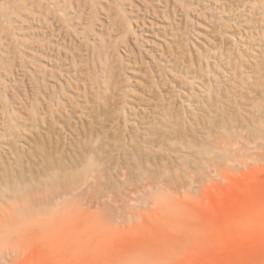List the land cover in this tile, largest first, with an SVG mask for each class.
Segmentation results:
<instances>
[{"label":"rangeland","instance_id":"1","mask_svg":"<svg viewBox=\"0 0 264 264\" xmlns=\"http://www.w3.org/2000/svg\"><path fill=\"white\" fill-rule=\"evenodd\" d=\"M20 1L0 16V264H264V0ZM32 194L45 253L13 232Z\"/></svg>","mask_w":264,"mask_h":264},{"label":"bare ground","instance_id":"2","mask_svg":"<svg viewBox=\"0 0 264 264\" xmlns=\"http://www.w3.org/2000/svg\"><path fill=\"white\" fill-rule=\"evenodd\" d=\"M7 1V0H6ZM64 1V0H63ZM19 2H21L20 0H15L14 1V3L16 4V8H15V10L16 9H18V10H27L26 9V7L24 6V5H21V4H23V3H19ZM60 2H61V0H55L54 1V3L53 4H55V6L57 7L58 6V9H59V4H60ZM1 3V2H0ZM7 3V2H6ZM4 4V3H3ZM3 4H1V6L3 5ZM0 6V16L1 17H3V20H4V22H8L9 23V25L11 24V22L13 21L12 20V17L14 16V18H15V15L16 16H18L19 15V13H20V11H14L13 13L15 14V15H13L12 17H11V13L10 14H8L7 12H4V11H2V10H4L5 8H3V7H1ZM21 6V7H20ZM43 6V5H42ZM42 6H40L39 5V8H42ZM62 8H63V6H62ZM13 9H14V7H13ZM5 10H7V9H5ZM7 11H9V9L7 10ZM2 19V18H1ZM2 20V21H3ZM2 22H0V27L2 26V24H1ZM14 23V22H13ZM5 24V23H4ZM7 25V24H6ZM8 25V26H9ZM11 26H12V24H11ZM3 28H4V26H3ZM228 66H229V64H228ZM228 78H230V77H228ZM225 81H226V79H225ZM226 83V82H225ZM231 83V82H230ZM227 84L229 85V83L227 82ZM233 84V83H232ZM204 87V91H202V92H205V93H212V91L209 89V88H207V87H205V86H203ZM233 87H235V86H232V88ZM229 88V87H228ZM237 89V88H236ZM216 90V89H215ZM214 91V90H213ZM219 91V90H218ZM215 92V91H214ZM216 92H217V90H216ZM35 93V92H34ZM220 94V93H219ZM211 95V94H210ZM213 95V94H212ZM34 96V95H33ZM46 96V95H45ZM49 96V95H48ZM205 96H206V94H205ZM214 96H215V94H214ZM209 97V96H208ZM211 98H212V96H210ZM217 97V96H216ZM34 98V97H33ZM213 98H215V97H213ZM220 98V97H219ZM218 98V99H219ZM38 99H39V97H38ZM52 98L49 96V97H45L44 98V96H43V99H42V101L44 100V101H46V102H44V104H46L45 105V107H46V109H50L51 107H50V103L52 104V105H54L53 104V101L51 100ZM206 99H207V97H206ZM210 99V98H209ZM227 100V99H226ZM33 101H37V97H36V99L35 100H33ZM208 101V100H207ZM215 101V100H214ZM219 101V100H218ZM221 101V100H220ZM57 102V101H56ZM163 104V103H162ZM215 104H216V102H215ZM33 105H34V103H33ZM51 105V106H52ZM55 105L57 106V104L55 103ZM59 105V104H58ZM212 105V104H211ZM31 106H32V104H31ZM34 106H32L31 108L33 109L32 111H35L34 110V108H33ZM36 107V106H35ZM50 107V108H49ZM163 107H165V106H163ZM59 108V107H58ZM163 109V108H162ZM44 110V109H43ZM42 110V111H43ZM51 110V109H50ZM50 110H47V111H49L50 113H51V115L53 114V112H51ZM58 110V109H57ZM65 112V111H64ZM63 112V113H64ZM57 114H59V112L57 113ZM62 115V114H61ZM66 115V114H65ZM47 115H45V117H46ZM48 116H50V115H48ZM67 116V115H66ZM51 117V116H50ZM53 118V117H52ZM63 118V117H62ZM35 119H36V116H35ZM43 119H44V117H43ZM46 120V119H45ZM36 121V120H35ZM45 123V122H44ZM34 124V123H33ZM89 177V176H88ZM88 181V180H87ZM59 191V190H58ZM61 191H62V189H61ZM64 192V191H63ZM66 192V191H65ZM36 194V193H35ZM66 194V193H65ZM34 194H32V196H30V197H28V198H25L26 200H24V202H21V201H19V202H21L22 203V205L25 207V209H26V211H27V215L25 216V219L23 220V221H21L20 223H18V224H15L14 225V228H13V232H17V233H21L22 235H25L29 240H30V242L33 244V246L35 245V248H37V251H39V252H46V250L48 249V247H47V244H46V240H45V237H47L46 235V232H47V226H49V224L47 223L48 222V220H47V214H46V210H45V200H43L42 198H43V196H42V198H38L36 195H34ZM53 195H55L54 196V198L55 199H57V201H58V203L61 201V198H63L64 197V194L63 193H60V192H57V194L56 193H54ZM39 197H41V195L39 196ZM45 197V196H44ZM10 200H14V198L13 199H10ZM47 200V199H46ZM63 200V199H62ZM15 201V200H14ZM18 202V201H17ZM48 202V201H47ZM57 203V202H56ZM9 205V204H8ZM18 206V205H17ZM21 206V205H20ZM14 207H16V204H12L11 205V208L10 209H14L15 210V208ZM10 209L8 208H2V209H0V221H1V219H3V218H5L6 216H8V217H10L11 216V211H10ZM24 209V208H23ZM14 223V222H13ZM51 226V225H50ZM49 226V228H54L55 226H51L50 227ZM58 227V226H57ZM14 234V233H13ZM7 237V236H6ZM26 238V239H27ZM3 240V239H2ZM15 246V245H14ZM19 246V245H18ZM31 246V245H30ZM17 256V255H16ZM142 256V255H141ZM14 257V256H13ZM11 259H13V258H11ZM139 259H141V258H139ZM137 260V259H136ZM12 262H14V261H12Z\"/></svg>","mask_w":264,"mask_h":264}]
</instances>
